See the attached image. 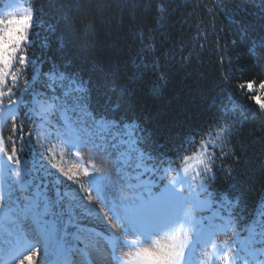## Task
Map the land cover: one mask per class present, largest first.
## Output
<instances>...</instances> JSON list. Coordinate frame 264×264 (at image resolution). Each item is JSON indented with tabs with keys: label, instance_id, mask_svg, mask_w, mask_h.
<instances>
[{
	"label": "snow or ice",
	"instance_id": "obj_1",
	"mask_svg": "<svg viewBox=\"0 0 264 264\" xmlns=\"http://www.w3.org/2000/svg\"><path fill=\"white\" fill-rule=\"evenodd\" d=\"M70 15L69 11L61 22H68ZM40 19L39 9L21 8L18 3L0 11V86L10 84L0 87V204L9 212L6 221L0 219V264H24L37 254L39 264H78L76 258L82 253L88 254L89 264H112L117 260V244L88 228L83 222L89 219L110 224L116 230L112 235L119 234L122 243L132 245L142 237L173 229L149 247H136L122 264H189L190 248L208 245L227 264H241L238 248L233 247L240 236L233 221L240 200L229 199L227 194L217 200L205 183L214 178L217 149L221 155L227 154L223 144L234 122L222 117L207 132L189 137L181 149L188 152L189 146L198 145L199 153L178 158L186 162L195 159L199 167L191 177L178 178L188 173V167L172 168L175 160H161L164 167L154 163L160 158L141 147L145 143L142 128L118 119L111 105L100 112L85 107L86 85L76 73H56L58 82H45L40 92L34 90L32 78L24 79L29 70L35 76L39 63L30 50L35 47ZM50 30L54 29L50 26ZM78 32L87 43L94 26L83 24ZM256 100L260 102L259 97ZM260 106L264 109V103ZM21 108L32 125L27 131L23 120L16 123ZM4 110L13 120L7 137L3 135ZM5 140L11 144L10 150L3 147ZM54 141L77 154L94 152L97 160L111 167L101 171L93 164L91 172L85 167L83 176L89 178L85 187L75 166L65 170L55 162ZM172 172L178 175L170 176ZM200 196L205 200L200 201ZM199 203L214 209L207 223L195 215ZM256 216L243 229L248 235L240 241L252 249L254 257L264 255V198ZM219 233H231L232 239L218 243ZM130 236L135 239L129 240ZM100 239L107 241V250L99 247Z\"/></svg>",
	"mask_w": 264,
	"mask_h": 264
},
{
	"label": "trees",
	"instance_id": "obj_2",
	"mask_svg": "<svg viewBox=\"0 0 264 264\" xmlns=\"http://www.w3.org/2000/svg\"><path fill=\"white\" fill-rule=\"evenodd\" d=\"M29 6L40 11L35 47L30 50L39 63L35 76L29 70L24 79L32 78L34 90L40 92L45 82H58L56 73H76L86 85L85 107L100 112L111 105L118 119L142 128L141 147L160 158L154 163L164 167L161 160H175L172 168L188 167V173L178 178L191 177L199 167L195 159L178 158L180 154L195 157L199 146L183 152L181 145L194 133L207 132L222 117L234 122L223 144L227 154L217 149L214 178L205 183L217 200L224 194L239 198L233 221L240 236L233 247L239 250L241 264H264V255L254 257L252 249L240 243L248 235L243 229L257 218L264 198V111L260 108L264 103V0H35ZM69 11L68 22L62 23ZM83 24L94 26L87 43L78 32ZM49 70L51 74L45 75ZM20 120L25 131L32 126L24 108L17 110L16 123ZM4 121L7 137L13 120L7 115ZM60 145L53 142L55 154ZM3 147L10 150L11 144L5 140ZM70 153L81 165L79 178L84 185L85 167L90 172L93 164L101 171L111 167L97 160L94 152ZM184 195H190L186 188ZM197 208L196 217L207 223L214 209L206 203ZM0 209L6 221L9 212L2 204ZM83 223L111 237L104 223L95 219ZM231 239V233H219L217 242ZM214 253L211 245L191 247L187 259L189 264H227Z\"/></svg>",
	"mask_w": 264,
	"mask_h": 264
},
{
	"label": "rangeland",
	"instance_id": "obj_3",
	"mask_svg": "<svg viewBox=\"0 0 264 264\" xmlns=\"http://www.w3.org/2000/svg\"><path fill=\"white\" fill-rule=\"evenodd\" d=\"M29 2L30 0H0V11H6L7 10V7L9 4L11 3H18L21 8L23 7H30L29 6ZM261 108V106H260ZM261 110L264 111V109L261 108ZM5 116H7V111L4 112L3 114V119L5 118ZM72 151V150H71ZM56 156H55V162L60 166V167H63L65 170H68V169H73V167L75 166V169L78 170V174H79V177H81L82 175L79 173V167L81 166L79 164V161H75L74 158H76V154L74 153L73 155L70 153V150L66 147V146H62L60 145L58 147V150L56 151ZM71 155L73 157V161L71 159ZM81 168V167H80ZM82 169V168H81ZM80 179V178H79ZM88 180L89 178L86 180L87 181V185H84L85 187L88 186ZM81 181V180H80ZM147 183V181H145ZM165 182V181H164ZM168 182V181H167ZM1 210V209H0ZM106 211V209H105ZM0 219H3L5 220L6 219V214L2 211L0 212ZM105 225H107L106 228L109 229V232L111 234V237L113 238V242H115L117 244V252H116V256H117V260L115 261H112V264H122V259H121V254L125 251V250H128V251H135L136 250V247H149L152 245L153 241L155 239H165L167 235L170 234V232L173 230V229H166L164 231H160L156 234H154L153 236L151 237H142L139 241H138V244L137 245H132L131 243H127V244H124L122 243V240L121 239H118V235H112L113 232H115L116 230L115 229H112L111 228V225L110 224H106L104 223ZM129 240L131 239H135V236H130L128 237ZM98 245L100 248L102 249H105L107 250L108 249V245L103 242L102 240H99L98 242ZM206 248V246L204 247ZM215 254V253H214ZM95 256V254H93ZM202 258L204 257L202 254L200 255ZM0 259H2V256H0ZM39 259H40V255L37 254L35 256H33L32 260L29 261L27 259H25L24 261V264H39ZM78 260V264H89V256L87 253H82L80 254L77 258ZM125 260L127 259V257L124 258Z\"/></svg>",
	"mask_w": 264,
	"mask_h": 264
},
{
	"label": "clouds",
	"instance_id": "obj_4",
	"mask_svg": "<svg viewBox=\"0 0 264 264\" xmlns=\"http://www.w3.org/2000/svg\"><path fill=\"white\" fill-rule=\"evenodd\" d=\"M179 235V234H178ZM177 238H178V236H177ZM131 252L132 251H128V250H125L122 254H121V259H122V261H124L125 259V257H129V255L131 254Z\"/></svg>",
	"mask_w": 264,
	"mask_h": 264
}]
</instances>
